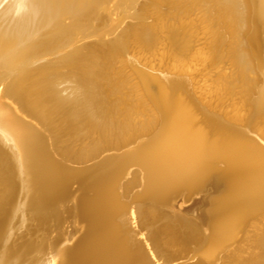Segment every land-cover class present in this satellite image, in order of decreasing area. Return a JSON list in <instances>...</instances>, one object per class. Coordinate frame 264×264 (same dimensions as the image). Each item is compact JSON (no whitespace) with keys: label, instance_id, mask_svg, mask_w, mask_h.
Segmentation results:
<instances>
[{"label":"bare ground","instance_id":"obj_1","mask_svg":"<svg viewBox=\"0 0 264 264\" xmlns=\"http://www.w3.org/2000/svg\"><path fill=\"white\" fill-rule=\"evenodd\" d=\"M102 1L103 0H96L92 5L90 4L89 7H86L85 9L74 10V5L68 3L67 0H0V84L5 83V85H7L6 87H1L4 89L0 88V160L5 157L10 159L12 162H10L11 164L9 166L6 165V168L4 167V170H2L1 168L4 176L0 178V190L3 192L11 191L13 193L12 196L10 194L11 192H8L6 195V193L2 194L3 192L0 191V264H52V258H54L56 255H60L61 257H63L65 260V264H149L146 259L144 262H142L135 257L132 251L119 237V233L114 223V217L118 214L122 206L121 203L115 200V193L112 187L114 184L111 185V181L113 177L117 176L121 172L122 177L124 172L126 173L125 170L128 168V166H130L133 170L137 165L142 168V170L139 166H137L139 169L137 167L135 168L141 172L140 183L142 185V189L134 195H131L130 201L135 198L144 196V198H146L147 200H151L154 203L160 204V206L156 205L157 210L154 212L152 218L147 224H150L151 222L156 220L159 210L161 208L169 206L170 201L176 195H185L191 191L201 190L203 186H209V190L211 189V186H213L215 190L225 193L224 196L222 195L223 197L219 199L217 198L218 200L212 202V208L210 209L209 213H205L207 220L209 219L210 227L215 232V235H210L208 236L207 241L205 240L208 243L203 249H206L207 246L208 248L205 250V252H203V255L204 259H207V261L209 260V258L211 259V257L216 255L215 253H217V251L215 250H217V247L219 251V249H221L219 247L223 243L229 244L227 242L230 240V238L234 243L233 240L237 238L235 236L237 235L235 234V232L238 233L239 229L242 228L247 214L260 212L264 207V155L261 153V151L257 149L255 145L253 146V144L251 145L241 141L239 142L228 140L219 142L209 140L203 130L195 129L194 114L191 111L187 110V106L192 108L193 110L194 108L197 109V107L201 108V112L203 114V119L201 118V122L203 124L216 127L219 130H224V128L220 127V124L212 119L210 115H206L204 113V108H202V106L197 103V101L193 96L190 95V93L179 91L176 87H171L168 83H163L157 78L149 75L143 69L133 66L134 63L139 64V62L135 61L133 65H125L121 62V60H112L113 57H110L106 64H108V68L113 69H115L117 66H121L120 68L122 70L119 71L120 73H122L123 71L122 74L125 78L129 77L131 72L138 71L144 76V80L149 79V81L151 80V82L154 81L161 85L162 89L160 88L159 90L158 104L161 109H163V111H165V113L169 116L167 132L163 138L162 136L165 132L166 126L165 120L163 122L158 121L153 116L151 117V115H146L135 123L130 120L128 114L131 110L137 109L140 103L138 101V105L136 108L129 101L123 104L122 109L119 113V119L121 121L119 120L120 123H117V120L113 118L112 113L115 109L113 111L111 110L113 109L111 108V105L116 102L113 100H109V103L107 102L108 100H106V98L109 95L107 93L105 94L104 90H102L104 88H102L101 85H99L100 88H97V86L92 87V85H88L85 88L84 85L85 89L83 88L84 91L82 89L83 99L81 98V102H78L79 100L76 102L70 101L67 98L60 97L58 92H55L53 90L51 91L50 87L49 89H41V91L39 89L40 87L38 88L36 86H32L34 85V83L31 85V83L34 82L35 78L37 79V77L35 76L36 73L32 71L33 69H29L25 63H27L26 57L30 55L31 50L34 51V49H32L30 45L31 38L34 37L36 33H38L37 28L39 27V24L42 22L49 23L52 21H58L60 17L62 18L64 16L72 14L77 15V12L81 11L82 14L77 15V19L79 22L86 21L90 18L96 19V11H99L102 8ZM119 1L123 4L125 3L126 5H131L130 2L132 0ZM146 2H144V5ZM249 3L254 4L255 6V13L253 16L254 23L256 25V38L264 42V0H249ZM152 7L154 6H151V8ZM237 8L239 7H237L236 1L228 4L229 11L234 12ZM250 8H252V5ZM105 9H107V11L109 12L107 7ZM150 13L148 14L150 15ZM105 14L106 13L104 11V15ZM110 14H112V12H110ZM130 15H132V13ZM134 15H136V13H134ZM159 15L160 14H158V16ZM132 18H134V16ZM139 18V20L136 19L137 21L133 23L134 26L142 25L151 27L154 26L158 21L155 17H152V23L148 24L141 20L142 16H139ZM249 18H252L251 15L250 17H248V19ZM241 19L243 20V18ZM107 26L109 28L108 30H113L116 24L112 23L111 28L109 27V25ZM96 28L98 27L96 26ZM75 30L76 29H74V32ZM89 31L91 32V30ZM143 31L144 30H142V32ZM61 32L62 31H60V33ZM74 32L73 34L75 35L76 32ZM96 32L94 36H96V34L98 33ZM176 34H178V36H182L184 34V29L176 28ZM69 35L70 32L67 36ZM74 35L73 37L76 36ZM99 35H101V33ZM73 37L69 36L71 40L74 39ZM140 37H142V35ZM149 37H147L146 39L142 37V39L145 40V42L146 40L150 42ZM136 38L138 39L139 37ZM62 39L64 40V38ZM96 39H99V36H97ZM96 39L93 44L89 46H82L83 49H105L106 47L112 45L114 42L116 43L117 37L106 39L103 42H101V38L100 41ZM46 42L48 43V40ZM76 43L77 42H75V45H77ZM72 45L70 46L69 44H67V46L75 48L74 42ZM73 48L69 50L72 51ZM79 51L81 52V49H79ZM91 52V54L93 55V51ZM89 53L90 51L88 52V54ZM109 53L111 52H107V54ZM104 54L106 55V53ZM39 55L37 54L38 57ZM63 55H66V53H63ZM71 55L72 53L70 54V56ZM125 56H127V54ZM102 57L100 58V62L102 60ZM62 61L63 60H61V63ZM95 61H97V59H95L94 62ZM103 62H105V60H103ZM69 64L72 65L71 63ZM88 64L90 63L88 62ZM146 64L147 63H145V65ZM149 65L147 64V66ZM156 67H158V65ZM125 68H127V70L129 69L130 71L128 75L125 72ZM163 68L164 67H162V69ZM98 69L99 68H97V70ZM43 70L45 71L47 69ZM91 70L92 69H90L89 72H91ZM11 71H16V73L14 74L18 76V79L13 83H11V79L13 78H10V83L8 80L10 76H13L12 74L8 76L9 72ZM161 71L162 70H160V72ZM46 72L47 71H45V73ZM101 72L102 71L100 70V75ZM104 74L102 73L103 77L105 76ZM116 74H114V79L117 78ZM111 76L113 77V75ZM53 77L54 76H52V78ZM47 78H45L46 81ZM49 78L51 79L50 76ZM119 78L120 75L118 79ZM54 79L55 78H53V80ZM127 79L128 78H126V80ZM129 79L131 78L129 77ZM110 80L112 81L113 79ZM126 80H124L125 84L127 85L126 87H129V84L126 83ZM37 81H35V85ZM41 81L42 80H40L39 82ZM48 83L49 82H47L46 84ZM117 83L119 84V82ZM96 84L97 83H93V86H95ZM112 84L113 82H111L108 87L110 86L115 88L116 85L111 86ZM145 84L149 85L150 83ZM41 85L44 86L43 84ZM147 85L146 89L151 87V85ZM121 86L123 85H120V89L124 88ZM120 89H118L119 96L121 94H124L120 93ZM110 92L109 94H111L113 91L111 93ZM116 94L118 95V93ZM168 96L172 100H177L178 102L172 101ZM11 97L18 98L21 106L15 108L13 104L10 103ZM117 98L115 97L116 101ZM155 104H157V102H155ZM107 106H110L111 109L108 107L110 110H105ZM96 108L99 109V111L94 113L93 111H96ZM115 108H118V106ZM91 112H93V115H98L101 122L97 123V121L94 119H90L88 122H83L85 123L83 125H85V127H88L86 129H89L91 131L90 132L88 130V132L90 133L88 137L86 136L88 138V142L86 143L92 144V142L94 141L96 143L95 145H98L99 147H97V149L95 147L96 150L88 152L82 160H85L92 156L93 153H95L101 147V143H103L102 146L107 145L111 142L117 143L122 137L126 138V135L128 137V135L130 136L136 131L145 133L152 132L153 134L148 138L143 146L133 150L136 151V153L129 152V154H127V152L123 155H120L119 157L103 161L96 167L86 169L84 171H69L65 169V167L61 163L51 157L47 145H49L50 147L52 146L49 142V140H51V144H53L54 150H56L63 158L70 159V157H68V155L66 154L67 152H63L61 144L63 141L67 140V138L70 139L71 135H63L62 132L68 131L74 133L77 132L82 126L83 130L80 129V131L83 133L84 127L83 125H80L82 124V122L80 121L81 119H83V117L86 119L87 114L89 118L90 116H93L89 115ZM114 112H116V110ZM27 117L31 118V120L27 119ZM85 119H83L82 121H84ZM42 123H49L51 125L52 131H55V133L57 134L51 133L47 129L48 127L45 126V124L41 125ZM143 123L145 129L141 127V124ZM40 125L43 126L44 130ZM131 125H133V127H130ZM106 128L109 129L106 130ZM60 132L62 135H59ZM226 132L230 134L234 133L235 136L247 139V136H241L237 131ZM42 133L45 134L46 140L49 139L48 144L45 142ZM95 133H97L96 136H94ZM251 135L255 134L252 133ZM83 137H85V135ZM86 150L87 149H85L84 151L87 152L88 150ZM84 151H81V153L78 155H82V152ZM75 153L76 152L74 150L70 151V154L72 155ZM72 155H70L71 159L75 157V155H73V157ZM214 160H217L216 162L222 163L223 168L219 169L217 166H215L216 162L213 163L212 167V161ZM1 164L3 165V163ZM132 164L136 165L131 166ZM129 171L130 170H127L128 173L126 174L128 176ZM131 172L133 171L131 170L130 173ZM123 177H125V174ZM136 182L137 180L134 176L131 179L130 183L126 184L125 187H123L126 189L127 187L129 188V186H135ZM71 184H75V191L70 189ZM119 187L121 188L122 185H120ZM18 188L23 189L25 198L19 203L17 202L18 205L16 206V191ZM88 190H92L94 195H88L86 193ZM27 192L29 193L28 195H26ZM30 192L33 194L30 195ZM210 193L211 190L209 191V194ZM209 194H206L205 196ZM8 195H11L13 197L12 200H10L9 204L7 202L9 201L7 198ZM72 201H75L72 204L76 205L77 214L85 224L86 230L84 231V235L82 237L80 236L79 239L77 238V241H75L74 243H66V235L69 228L67 227L68 229H64L61 227V224H63V214L65 211V207ZM163 203H166V205ZM44 204H49V206L55 207V209L53 210L55 212L52 214L51 221L57 226V230L54 231L49 238H42V240H38L39 237L41 238V236L32 238V235L30 236V234L21 233L17 234V236H14V234L12 233V229L8 227V224L10 222L9 220L12 217V213L15 210H21V216H23V213V217H25L27 215H31L28 213H30L29 211L33 210L38 218H43L44 216H47V211H45L43 207ZM126 205H128V203ZM135 210L137 211V208H135ZM131 211L132 208H130L129 213ZM125 219H127V216L123 217V221ZM168 220H171V222L174 224L173 226L179 227V225L182 224V222L175 217ZM184 223L188 222L186 221ZM45 225H47V223ZM179 230L183 232L181 234H183V237L187 239L193 240V237L196 234L194 231L186 229L185 227L183 228V230ZM157 232L160 231L157 230ZM234 236L236 238L232 239V237ZM150 240L152 241V239ZM223 245L221 247H223ZM154 246L157 251L161 250L160 248L158 249V245L156 243H154ZM47 255H51V260H46L45 257ZM252 261L253 264H264V255L257 254L255 255V257H253Z\"/></svg>","mask_w":264,"mask_h":264},{"label":"rangeland","instance_id":"obj_2","mask_svg":"<svg viewBox=\"0 0 264 264\" xmlns=\"http://www.w3.org/2000/svg\"><path fill=\"white\" fill-rule=\"evenodd\" d=\"M95 1L96 0H67L68 3H71V5H74V10L85 9L86 7H89L90 4L92 5ZM103 1H102V8L99 11L98 10L96 11V14H97L96 19L90 18V19H87L86 21L79 22L77 19V15H81L82 14V11H81V12H77V15L72 14V15L64 16L62 18L60 17L58 21H52L49 23L46 22L47 24L45 22H42L39 24V27L37 28L38 33H36V35L31 38V44H30L32 49H34L35 52L31 50L30 55L26 57L27 63H25L29 69L31 70L33 69L32 71L36 73L35 76L37 77V79L35 78L34 82L31 83V85L34 83V85L32 86H36L38 88L40 87L39 88L40 90L44 88L49 89L50 87L51 91L53 90L55 92H58L60 97L67 98L70 101L76 102L79 100L78 102H81L82 93L84 89L86 88V86L92 85V87L97 86V88H100L99 85H101V87L104 88L102 90H104L105 94L107 93L109 95L106 98V100H108L107 102L109 103V100H113L116 102L112 105L109 104L111 105V108L113 109H111L110 106H107L105 110L109 108L112 111L114 109L116 110V112H114L115 111L114 110L112 113H113V118L117 120L116 121L117 123H120L119 113L122 109L123 104L129 101L136 108L138 105L137 103L138 101L140 103L137 109L131 110L128 114L130 120H132L135 123V122H138L140 119H142L146 115L147 116L151 115V117L153 116L156 120L161 121V122L165 120L166 126H165V132L162 136L163 138L167 132L169 116L165 113V111H163V109H161V107L158 104L159 103L158 101L159 100L158 99L159 90L160 88L162 89L161 85L154 81H152L153 82L152 83L151 80L149 81V79L144 80L143 79L144 76L140 72L134 71L130 73L129 69L127 70V68H125V72L127 73V75L130 73L129 77L133 79L131 80L129 79V77H126L128 78L126 80V78L122 74L123 71L122 73H120V71L122 70L120 68L121 66H117L115 69H113V68H108L107 66L108 64H106L108 60L110 59V57H113L112 60H121V62L125 65L126 64L133 65V63L136 61V62H139L140 65L137 63L136 65L134 63L133 66L148 69L154 72H160V70H162L161 71L162 73H166V72L175 73L177 77L175 79H171V81H167L169 86L176 87L179 91L190 93V95L194 97L197 103L200 104L202 108H204L203 111L206 115H210L212 119H214L218 123L220 121H218L219 119L217 118V116L212 114V111H216L219 114L224 115L225 118L227 119L228 118L234 119L236 123H239L242 125V130L245 133L243 134V132H241L240 130H237L239 135L241 136L246 135V136L254 137L255 139L257 138L259 141L263 140L261 142H264V42L256 38V25L254 23V16H253L255 13L254 4L249 3V0H232V1L231 0H161V1L151 0L152 2L150 0H135V1L132 0L130 2L131 5L129 4L126 5L125 3L123 4L119 0H113V1L103 0ZM114 1H115V4H114ZM229 1L231 2L236 1L237 7H239L236 9L237 12L229 11L228 4L231 3ZM118 2L120 3V5ZM144 2H146L145 5H144ZM105 5L108 8L109 12L107 11V9H105L106 8ZM157 5L160 7H158ZM251 5H252V8L254 7L253 9L250 8ZM151 6H154V7L151 8ZM144 10H146L147 12ZM153 10H157V11H153ZM104 11L107 14V16L106 14L104 15ZM138 11L139 12L142 11V12H140L139 14ZM110 12H112V14H110ZM129 13L130 14L132 13V15H130ZM134 13H136V15H134ZM148 13H150V15ZM158 14L160 15L158 16ZM161 14H162V18H161ZM250 15L253 19L252 18L248 19ZM133 16L134 18H132ZM139 16L140 17L142 16L141 20H143L145 23H148V24L152 23L153 21L152 17H155L156 20H158L159 22L157 21L156 24L151 27L142 26V25L134 26L133 23L140 19ZM241 18H243V20ZM252 20H253V23H252ZM106 23L107 25H109L110 28L112 26V23H115L116 26L113 30H108L109 28L106 25ZM56 24L59 26H57ZM40 25H42L43 27ZM0 26H1V23H0ZM90 26L91 28L92 27L93 28L91 29ZM96 26L98 28H96ZM66 28H69V29H66ZM72 28H73V31H72ZM176 28L184 29V34L182 36H178V34H176ZM74 29H76L75 32L77 34L74 32ZM89 30H91V32ZM142 30L144 31L142 32ZM60 31L62 32L60 33ZM69 32H70L69 36L73 37L74 35L73 32H74L75 35L78 37L74 35L75 36L73 37L74 39L72 38L73 40H71V38L67 36ZM95 32L97 33L96 36H94ZM100 33L101 35H99ZM141 35L144 39L150 36L149 39L151 43L147 40H146L147 42L146 43L145 40H143L142 37H140ZM97 36H99V39H96ZM113 37H117L116 43L114 42L115 45L113 43L112 45L106 47L105 49H102L103 51L100 49L96 50L95 48L93 50L91 49L86 50V49H83L82 47V46H89L93 44L95 42V39L99 41L102 39L101 42H103L106 39H111ZM136 37H139V38L137 39ZM62 38H64V40ZM47 40H48V43L46 42ZM34 41L37 43H35ZM73 42H74V45H75V42H77L76 43L77 45H75V48H73L74 47L72 45ZM66 43L69 44L70 46L72 45L73 47L67 46ZM38 44L40 45V47ZM71 48H73L74 50L72 49V51H70ZM79 49H81V52L79 51ZM87 51L88 52L90 51V53L88 54ZM91 51H93V55L91 54L92 53ZM107 52H111L109 53L110 55L107 54ZM63 53H66L68 57L66 55H63ZM71 53L72 55L70 56ZM104 53H106V55ZM37 54L38 55L40 54L39 57L37 56ZM126 54L127 56H125ZM100 56L102 57L101 62H100V58H101ZM60 59L63 60L62 63ZM95 59H97V61L94 62ZM28 60H31L32 62ZM80 60H82L84 63ZM103 60H105V62H103ZM98 61H99V64H98ZM141 61L143 65L141 64ZM41 62H46V63H43L40 65ZM88 62L90 64H88ZM69 63H71L72 65H70ZM145 63H147L148 65L150 64V65L147 66V64L145 65ZM87 64L90 66V69H92L91 72H89L90 69ZM100 64H102L105 67H103ZM43 65L46 67H44ZM157 65L158 67H156ZM160 66L164 68L162 69V67ZM72 67L74 68V70ZM96 67L102 71L101 75H100V70L99 69L97 70ZM43 69H47L45 70L47 72L45 73ZM117 72H119L120 74ZM14 73H16V71L9 72L8 76H10V74L13 75L12 77L10 76L8 78L9 83H10V78H13L11 79V83L15 82L18 79V76H16ZM102 73L103 74L105 73L104 77L102 76ZM81 74H84V75H81ZM110 74L113 75V77ZM114 74H116L117 76V78L115 79H114ZM118 74L120 75L119 79H118L119 77ZM47 76L48 78L50 76L51 79L49 78L48 80ZM52 76H54L53 77L55 78L54 80ZM43 77L44 79L47 78V81L46 79L44 81ZM110 79H113L116 82L113 80L111 81ZM120 79L122 80V82ZM37 80L39 81L42 80L41 81L42 83ZM124 80H126V83L129 84L128 85L129 87H126L127 85L125 84ZM35 81H37L36 85H35ZM45 82L46 83L49 82V83L46 84ZM111 82H113L111 86L116 85L115 88L117 91L115 90L114 87H110V86H109L110 88L108 87V85H110ZM117 82H119V84ZM130 82L132 86L130 85ZM38 83H41L44 86ZM93 83H97V84L93 86ZM145 83H150L149 85H151V87L146 89L147 84ZM84 85H85V88H84ZM120 85H123L121 87H124V88L120 89L119 88ZM6 86L7 85H5V83L0 84V88L6 87ZM1 89H4V88H1ZM59 89H62L64 91L59 90ZM118 89H120V93H124V94H121L119 96ZM111 90L115 93H113ZM109 92L111 94H109ZM116 93H118V95ZM115 97L116 98L118 97L117 101ZM118 99L120 102L118 101ZM172 101L178 102L177 100H172ZM155 102H157L158 105L155 104ZM10 103L13 104L15 108H18L21 106V104L18 101V98L16 97H11ZM115 104L118 106L119 109L115 108L117 107ZM187 110L191 111L194 114V127H195V124H197L196 126L199 127L195 129L203 130V132L205 133V135H207L209 140L219 141V142L232 140V141H239V142L241 141V142L248 143L251 145L253 144V146L255 145L254 143H252L246 138L235 136L234 133L230 134L226 132L225 130L217 129L216 127L207 126L206 124L202 125L200 122L199 110L194 108L195 110L194 111L192 108L188 106H187ZM98 111L99 109L96 108V111H93V112L96 113ZM93 112H91L89 115H93L92 114ZM88 118L89 116L87 114L86 119L83 117V119H85L84 121H82L83 119H81L80 122H82V124L80 125L85 124L83 122L85 121L88 122L90 119L96 120L97 123L101 122L98 115H93V116H90L89 119ZM27 119L31 120V118H28V117ZM145 121H148V120H145ZM144 123L141 124L142 128H144L143 126ZM44 124L45 126L48 127L47 129L51 133L57 134L55 133V131H52L51 125L49 123H42L41 125H44ZM201 126L202 128H200ZM83 127H84L83 133L80 131V129H82V126L77 132H74V133L68 132V131L62 132L63 135L64 134H67L68 136L71 135L70 139L67 138V140L63 141L61 144L63 152L64 153L67 152L66 154L68 155V157H70V159H71L70 155H72L70 154L71 150H74L76 152L75 154H73L75 155L76 158L73 157L72 155L73 160H76V159L82 160L88 152H92V150H96L97 147H99L98 145H95L96 143L94 141H93L94 143L92 142L93 145L91 143H88V144L86 143L88 142L87 137L91 131L89 129H86L88 127H85V125H83ZM130 127H133V125H131ZM41 128L43 129V126H41ZM108 129L106 128V130ZM88 130L90 132H88ZM251 132L254 133L256 136L251 135L252 134ZM60 134L61 132L59 133V135ZM76 134H79L80 136ZM84 135L85 137H83ZM96 135L97 133H95L94 136ZM82 141L85 143H83ZM49 142H50V145H52L51 149L54 150L53 144H51L52 141L49 140ZM102 144L103 143H101L100 146H102ZM91 147H93L94 149ZM255 147L259 149L256 145ZM83 149L84 150L87 149L88 151L86 150L87 152H85ZM81 151H84L82 152L84 155L82 154L79 156L78 154H80ZM129 152L136 153V151H133V150ZM129 152L127 154H129ZM4 158L0 160V164L3 163V165L2 164L0 165V178L4 176V173H2V170H4V167L6 165L9 166L12 163L10 159L8 158L4 159ZM216 161L217 160L212 161V167H213V163ZM219 164H222V163H219ZM135 165L132 164L131 166H135ZM137 166H135V168ZM129 167L130 166H128V168L125 170L126 173L124 172L125 177H128V175H126L128 173L127 170H130V171L132 170L133 172L131 173L133 174V176H135L137 180V185L139 186V183L141 181V176H140L141 172L138 170L139 168L137 167L138 169L134 168L133 170L131 167L130 168ZM130 171H129V176H130ZM121 173L113 177L111 181V185L114 184L112 186L113 188L115 184H117V182L119 181L122 175ZM74 186L75 184H71V188H73ZM210 190H211V193L209 195L204 196L201 199L197 200L188 209L190 213H193L192 218L195 221H193V219L190 220L189 217H185V216L175 217L176 219L178 218V220L182 222V224L179 225V227L178 226H175V227H178L181 230H183V228L185 227L186 229H190L196 233L195 234L196 236L194 235L193 237V241L197 245H200L199 247H200L202 255H203V252H205V250L208 248L207 246L206 249H203L208 243L206 242L208 236L213 235L215 233L213 229L210 227L209 219L207 220L205 213H209L210 209L212 208V202L223 197L225 194V193H222L221 191L219 192L215 190L213 186H211ZM8 192H11V191H8ZM8 192H3L2 194L6 193L7 195ZM86 193L91 196L92 194L94 195L92 190H88ZM10 194L13 196L12 192ZM28 194L29 193L27 192L26 195ZM32 194L33 193L30 192V195ZM11 195H8L7 197L9 200V201L6 200L8 204L10 200H12L13 198ZM24 198H25V195H24L23 189L18 188L16 191V201H15L16 206L18 205L20 201L24 200ZM74 202L75 201H72L71 203H69L70 205L68 204L65 207V211L63 214L64 215L63 224L65 225L61 224L62 225L61 227L64 229L67 227L69 228V229L67 228L68 232L66 235V243H74L75 241H77V238L79 239L80 236L82 237L84 235L85 233L84 231L86 230L85 224L83 223V221L80 219V217L77 214L76 205L72 204ZM163 204L166 205V203H163ZM156 205L160 206V204L158 203H154L151 200H147L146 198H144V196L131 200L128 203V205L121 204L122 206L121 209L119 210L118 214L115 215L114 217V223L119 233V237L124 241V237H123L124 233L121 227V223L123 222V217L127 216V219L125 220L128 221L130 224L133 223L131 224L132 226L135 225L136 218H139V221H141V224L143 226H147L148 225L147 223L150 221L154 212L157 210ZM43 207L45 211H47V216H44L43 218L42 217L38 218L33 210L29 211L30 213H28L31 215L29 216L27 215L25 217H23L24 216L23 213H22L23 216H21V210H15L12 213V217L10 218L9 220L10 222L8 224V227L12 229V233L14 234V236H17V234L22 233V234H30V236L32 235V238H37L41 236V238L39 237L38 240H42V238L43 239L49 238L53 234V232L57 230L56 229L57 226L53 224V222L51 221L52 214L55 212L53 211L55 207L49 206V204H44ZM130 208H132V211L129 213ZM135 208H137V211L135 210ZM49 211L50 212L52 211V212L50 213ZM38 220H39V223H38ZM186 221L188 223H184ZM46 223L47 225H45ZM198 223L200 226V234L198 230L196 229L197 228L196 224ZM239 232L238 233L240 235L236 232L235 234L237 235L233 234L237 237V238L235 236L232 237V239L236 238L233 240L234 243L232 242L230 238L228 242L226 241L229 244L223 243L224 245L222 244L223 247H221L222 245L219 247L221 248L219 249V251H218V247L216 248L217 250L214 249L215 251H217V253H215L216 255L211 257V259L209 258L208 261L210 264H253L252 260H253V257H255V255L257 254L264 255V213L263 211L255 212L252 214H247L244 225L242 226L241 229H239ZM158 233L159 232H157V230L153 228L151 229L150 239H152L153 243H156L154 238L157 237ZM45 258L46 260H51V255H47ZM205 260L207 261V259ZM52 261H53L52 264H65L64 258L61 257L60 255H56L54 258H52Z\"/></svg>","mask_w":264,"mask_h":264},{"label":"water","instance_id":"obj_3","mask_svg":"<svg viewBox=\"0 0 264 264\" xmlns=\"http://www.w3.org/2000/svg\"><path fill=\"white\" fill-rule=\"evenodd\" d=\"M43 63L46 62H41L40 65ZM141 69L163 83H167V81H171V79H175L177 77L175 73H162L154 72L144 68ZM197 109L200 112L201 122V118L203 116L201 112L202 110L199 107H197ZM212 114L217 116L219 119L218 121H220L219 126L224 128L225 131L230 132L240 130L243 132V134H245L242 130V125L236 123L234 119H227L224 115H221L216 111H212ZM201 124L203 125L202 122ZM196 125L197 124H195V128L198 127ZM200 128H202V126ZM152 134V132L145 133L136 131L132 133V135H128V137L126 135V138L122 137L123 139L121 138L117 143L111 142L107 145L101 146L95 153H93L92 156L85 160L63 158L56 150L51 149L49 145H47V147L51 157L54 160L61 163L65 169L77 172L91 169L103 161L119 157L120 155L143 146ZM43 137L45 142L48 144L45 134H43ZM247 139L254 143L264 155L263 142L250 136H247ZM215 166H217L219 169L223 168V164H219V162H216ZM133 177L134 176L132 173H130V176L128 177L122 176L119 182H117L113 188L115 200L121 204L129 203L131 195H134L142 189L141 183H139L138 186L137 182L135 186L133 185L131 187L129 186V188H124L126 184L130 183ZM120 185H122L121 188L119 187ZM70 189L75 191V186L73 188L70 186ZM209 191V186H203L201 190L191 191L185 195H176L170 201L169 206L159 210L156 220L147 226H143L141 221H139V218H136L135 225L133 226L131 225L133 223L130 224L128 221H123L121 223V227L124 233L123 237L125 245L132 251L136 258L142 262H144L146 259L149 264H210L209 261L204 259L199 247L200 245H197L192 239L190 240L183 237L179 228L173 226L174 224L171 222V220H168L173 217L180 216L189 217V219L192 220L193 213L188 211L189 207L206 194H209ZM261 211L264 213V207L261 209ZM193 221L195 220L193 219ZM196 227L200 234L199 223L196 224ZM152 228L160 231L157 234V237H155L156 239L154 238L156 244L158 245V249H161L160 251L156 250V245L154 246L153 241L149 239V232Z\"/></svg>","mask_w":264,"mask_h":264}]
</instances>
